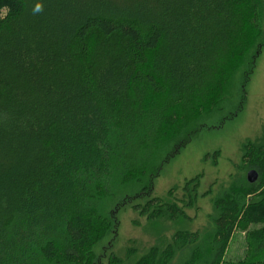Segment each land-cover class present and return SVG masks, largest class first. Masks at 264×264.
Instances as JSON below:
<instances>
[{"label":"trees","instance_id":"obj_1","mask_svg":"<svg viewBox=\"0 0 264 264\" xmlns=\"http://www.w3.org/2000/svg\"><path fill=\"white\" fill-rule=\"evenodd\" d=\"M261 4L0 0V264H97L125 205L153 224L187 218L200 176L179 199L150 196L153 181L205 121L241 110ZM262 137L242 145L257 181L233 180L209 229H176L133 264H264ZM234 229L245 251L228 260Z\"/></svg>","mask_w":264,"mask_h":264},{"label":"rangeland","instance_id":"obj_2","mask_svg":"<svg viewBox=\"0 0 264 264\" xmlns=\"http://www.w3.org/2000/svg\"><path fill=\"white\" fill-rule=\"evenodd\" d=\"M5 11L6 9L1 7L0 16ZM261 23L262 46L257 45L251 52H256L257 55L253 71L245 85V101L241 110L235 117L226 119L218 127H215L218 119L232 110V106H227V110L217 114L214 119L205 121L209 127L198 132L180 148L162 166L153 181L150 196H157L162 200L179 199L182 197L185 181L199 175V196L195 207L186 209L188 217L184 220L171 222L164 219L153 224L130 206H123L116 214V231L106 236L95 248L97 264H110L113 259L119 260L117 264H133L151 247H164L176 229L199 232L209 229L212 226L210 219L216 213L212 201L220 196L233 180L246 178V173L251 168L242 163V145L248 140L260 141L264 134V0L261 4ZM239 78L240 73L235 81L238 82ZM238 102L239 97L236 95L232 105L236 106ZM254 216L258 218V212ZM259 226L255 225L256 228ZM244 251V233L234 229L225 256L228 260H236L243 256Z\"/></svg>","mask_w":264,"mask_h":264},{"label":"water","instance_id":"obj_3","mask_svg":"<svg viewBox=\"0 0 264 264\" xmlns=\"http://www.w3.org/2000/svg\"><path fill=\"white\" fill-rule=\"evenodd\" d=\"M258 179V172L255 169H250L246 173V180L248 183H254Z\"/></svg>","mask_w":264,"mask_h":264},{"label":"clouds","instance_id":"obj_4","mask_svg":"<svg viewBox=\"0 0 264 264\" xmlns=\"http://www.w3.org/2000/svg\"><path fill=\"white\" fill-rule=\"evenodd\" d=\"M40 10H41L40 5H37V6L33 9L34 12H39Z\"/></svg>","mask_w":264,"mask_h":264}]
</instances>
